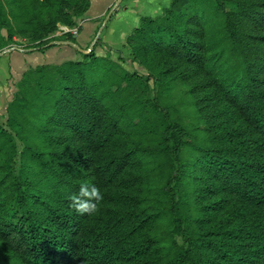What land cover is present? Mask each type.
Here are the masks:
<instances>
[{"label":"trees","instance_id":"1","mask_svg":"<svg viewBox=\"0 0 264 264\" xmlns=\"http://www.w3.org/2000/svg\"><path fill=\"white\" fill-rule=\"evenodd\" d=\"M88 8L0 0V52L35 55L0 115V264H264V0L143 17L126 46L146 73L41 57ZM81 184L103 195L91 215Z\"/></svg>","mask_w":264,"mask_h":264},{"label":"crops","instance_id":"2","mask_svg":"<svg viewBox=\"0 0 264 264\" xmlns=\"http://www.w3.org/2000/svg\"><path fill=\"white\" fill-rule=\"evenodd\" d=\"M87 13L80 18L77 33L74 35L77 42L59 40L53 48L46 51L41 57L52 62L58 56L76 55L79 51L89 52L96 48L97 53L105 52L106 43L120 45L127 33L137 27L143 17H156L162 14L171 0H88ZM98 40L100 43L97 45ZM66 42V43H63ZM19 51V52H18ZM30 51V50H27ZM14 52V53H13ZM13 55V56H12ZM32 56V57H31ZM9 57V58H8ZM14 57V61L11 59ZM25 57H29L25 58ZM31 57V58H30ZM33 59L29 53L14 50L4 62L0 61V97L2 69L9 74L16 75L26 61ZM4 66L7 68H3ZM20 66V67H19ZM11 97L8 101H10ZM1 100V99H0ZM8 106V104H6ZM6 106V107H7Z\"/></svg>","mask_w":264,"mask_h":264},{"label":"rangeland","instance_id":"3","mask_svg":"<svg viewBox=\"0 0 264 264\" xmlns=\"http://www.w3.org/2000/svg\"><path fill=\"white\" fill-rule=\"evenodd\" d=\"M61 29H62V32L57 35V38L58 39L55 40V41H59L60 40V37L63 36L65 32L73 31L74 30L73 28L68 27V26H64V25H61ZM131 33L132 32H130V33L128 32L127 33V36H129ZM127 36L121 42L120 45H117V47H115L116 45L114 46V45H111L109 43H106V45H108V46L106 47L105 52L103 50L101 53H98V54L110 56V57L114 58L115 60H119V61H120V57L123 56L124 57V60H121L120 62L125 67H127L129 70H131V71H138V72H141V73H146V70L142 66H140L138 63H136V62H134L132 60L130 50L126 46ZM16 41L18 43L12 44L10 47L5 48L2 52H0V61H3L4 62L5 58H7V56H9L11 54V52L14 51L15 49L16 50H20V52L23 51V53H29L30 52V51H27L28 49H30V47H28V45L30 44L28 40H26L25 38H21V37L18 38L17 37L16 38ZM10 48H12V51L11 52L8 51V49H10ZM34 57H35V55H33V58ZM25 58H28L29 59V57H25ZM11 59L14 61V57H12ZM59 59L67 60V59H75V58H72V57H69L68 58V57H66V58H59ZM40 63H45V61H43V59H40L39 60V64ZM32 64H34V63H32ZM28 65H29V63H26L24 65V67H20L19 66L21 69H18V72H20V73H18V75L21 76V74H22L21 72H23L24 69H25V67L27 68ZM2 66H3V68H5L7 70V68L4 66V63H3ZM12 76H13L12 73L9 74L7 71H4V69H2V75H1V97H0V99H1L0 100V115L2 116L1 118H4L6 116L5 115L6 114V110H7V107H6L7 105L6 104L9 103L8 100L12 96L13 91H14L13 85H12V83H13Z\"/></svg>","mask_w":264,"mask_h":264},{"label":"clouds","instance_id":"4","mask_svg":"<svg viewBox=\"0 0 264 264\" xmlns=\"http://www.w3.org/2000/svg\"><path fill=\"white\" fill-rule=\"evenodd\" d=\"M103 200L100 189L94 184H81L79 194L73 196L74 207L80 215L93 214Z\"/></svg>","mask_w":264,"mask_h":264},{"label":"water","instance_id":"5","mask_svg":"<svg viewBox=\"0 0 264 264\" xmlns=\"http://www.w3.org/2000/svg\"><path fill=\"white\" fill-rule=\"evenodd\" d=\"M53 43H55V42H53ZM56 43H58V42H56ZM63 43H66V42H63ZM28 50H31V49H28ZM91 50H92V49H90L89 52H90ZM8 51L11 52V51H12V48L8 49Z\"/></svg>","mask_w":264,"mask_h":264},{"label":"built area","instance_id":"6","mask_svg":"<svg viewBox=\"0 0 264 264\" xmlns=\"http://www.w3.org/2000/svg\"><path fill=\"white\" fill-rule=\"evenodd\" d=\"M72 32L77 33V29H74Z\"/></svg>","mask_w":264,"mask_h":264}]
</instances>
